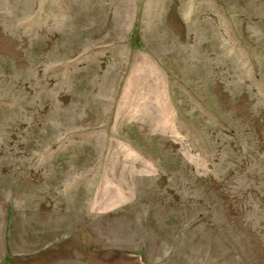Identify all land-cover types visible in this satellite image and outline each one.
Returning a JSON list of instances; mask_svg holds the SVG:
<instances>
[{"label": "rangeland", "instance_id": "374dc122", "mask_svg": "<svg viewBox=\"0 0 264 264\" xmlns=\"http://www.w3.org/2000/svg\"><path fill=\"white\" fill-rule=\"evenodd\" d=\"M264 264V0H0V264Z\"/></svg>", "mask_w": 264, "mask_h": 264}, {"label": "crops", "instance_id": "0c3cea01", "mask_svg": "<svg viewBox=\"0 0 264 264\" xmlns=\"http://www.w3.org/2000/svg\"><path fill=\"white\" fill-rule=\"evenodd\" d=\"M74 264H76V263H74ZM78 264V263H77Z\"/></svg>", "mask_w": 264, "mask_h": 264}]
</instances>
